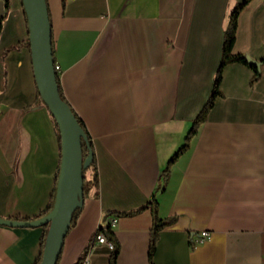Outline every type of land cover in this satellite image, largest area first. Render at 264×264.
<instances>
[{
	"label": "crops",
	"instance_id": "1",
	"mask_svg": "<svg viewBox=\"0 0 264 264\" xmlns=\"http://www.w3.org/2000/svg\"><path fill=\"white\" fill-rule=\"evenodd\" d=\"M243 0H46L61 94L97 165L57 264H109L95 243L118 218L115 264H264V0L239 12L219 94L189 142ZM21 0H0V218L38 215L60 145L37 95ZM255 77V78H254ZM19 218L20 220H16ZM154 219L164 224L148 252ZM209 237L194 241L201 232ZM42 228L0 225V264H34Z\"/></svg>",
	"mask_w": 264,
	"mask_h": 264
},
{
	"label": "water",
	"instance_id": "2",
	"mask_svg": "<svg viewBox=\"0 0 264 264\" xmlns=\"http://www.w3.org/2000/svg\"><path fill=\"white\" fill-rule=\"evenodd\" d=\"M21 5L26 18L36 89L58 128L60 163L51 211L34 221L0 218V225L11 228L48 226L40 264H56L64 238L70 229L71 214L77 207H82L84 201L81 140L85 142L87 140L69 105L60 98L58 93L46 0H21ZM246 60L256 67L260 64L249 58ZM86 146L89 149V146ZM91 157L92 152L88 150L87 160Z\"/></svg>",
	"mask_w": 264,
	"mask_h": 264
},
{
	"label": "trees",
	"instance_id": "3",
	"mask_svg": "<svg viewBox=\"0 0 264 264\" xmlns=\"http://www.w3.org/2000/svg\"><path fill=\"white\" fill-rule=\"evenodd\" d=\"M249 2V0H243L242 3L237 4L232 12L230 13L228 20H227V25H226V30H225V37H224V43H223V48H222V56H221V61L218 67V70L216 72L215 78H214V82H213V90L211 93V96L207 102V104L203 107V109L198 113V115L196 116V118L194 119L193 123H192V127L187 135V137L185 138L184 141V145L180 148V150L178 151V153H176V155H174L172 157V159L170 160V162H173V160L175 159V157L180 154L182 151H184L187 146H188V142L189 140L195 136V134L197 133L198 127L199 125L204 122L207 112L208 110L211 108L212 104H213V100L214 97L216 95L219 94V83H220V79H221V70L224 66L231 64V63H238V64H242V65H246L250 68L253 69L254 73H255V77L257 76V70H256V66L251 65L248 63V61L246 60V58L241 55V54H233L232 53V48H233V43H234V37H235V31H236V23H237V17L239 15V12L244 8V6ZM25 17V15H24ZM26 21V19H25ZM52 56H53V45H52ZM55 71V75H56V83H57V87H58V93L60 98L64 101V97L61 94L60 88H59V81H58V73L57 71L54 69ZM254 77V78H255ZM38 95V92H37ZM39 97V95H38ZM40 99V97H39ZM41 101V99H40ZM42 102V101H41ZM71 109V108H70ZM72 111V110H71ZM73 113V111H72ZM74 114V113H73ZM79 126L81 127L85 137H86V142L84 140H81V148H82V188H83V200L85 199L87 192L90 189H97L98 188V175H97V165H96V161H95V157H94V153H93V149H92V143L88 137V134L84 128L83 123L81 122V120L74 114ZM55 127L57 129V134H58V128L57 125L55 124ZM58 143L60 145V138H59V134H58ZM89 146V149H87V146ZM88 150H90L92 152V157L90 160H87L88 157ZM59 163H60V153H59ZM58 172H59V166H58ZM54 198H55V189L50 197V202L47 204V206L36 216L32 217V218H23L21 219L22 221H34L37 219H40L44 216H46L52 209L53 207V203H54ZM81 207H77L71 214V219H70V228H72L73 226H75L78 215H79V211H80ZM16 220H20L19 218H16ZM108 222V221H107ZM164 226L163 223L158 222V220L154 219V225H153V229H152V234L150 237V245H149V252H148V257L149 260H151V257L153 255V251H154V243L157 239V232ZM42 228V236H41V251L40 254L37 258V260L35 261L34 264H40L41 261V257H42V251H43V245H44V241H45V236H46V232H47V228L48 226H43L40 227ZM98 231L100 233H102V235L104 236L105 240L107 243L112 245V251L110 252V256H109V264H115V260H116V256L118 254V244L116 242V239L114 237V233L113 230L110 228L109 223H102L99 225L98 227ZM97 232V230H96ZM60 257V255H59ZM58 257V260H59ZM57 260V262H58ZM57 264V263H56ZM75 264H81V259H78V261Z\"/></svg>",
	"mask_w": 264,
	"mask_h": 264
},
{
	"label": "built area",
	"instance_id": "4",
	"mask_svg": "<svg viewBox=\"0 0 264 264\" xmlns=\"http://www.w3.org/2000/svg\"><path fill=\"white\" fill-rule=\"evenodd\" d=\"M54 69L56 71H58V66L54 65ZM106 223H109L110 228L113 230L116 227L117 223H118V218L109 219L108 222L106 221ZM208 237H209L208 232H205V231L201 232L199 234V237L194 241V245L202 243ZM95 243L96 244H105L110 251L112 250V245L106 242V240H105L104 236L102 235V233H100L98 231V228H97V238L95 240Z\"/></svg>",
	"mask_w": 264,
	"mask_h": 264
},
{
	"label": "bare ground",
	"instance_id": "5",
	"mask_svg": "<svg viewBox=\"0 0 264 264\" xmlns=\"http://www.w3.org/2000/svg\"><path fill=\"white\" fill-rule=\"evenodd\" d=\"M96 238H97V232L95 233V236H94V239L96 240Z\"/></svg>",
	"mask_w": 264,
	"mask_h": 264
}]
</instances>
